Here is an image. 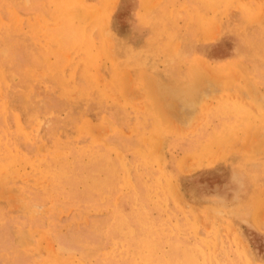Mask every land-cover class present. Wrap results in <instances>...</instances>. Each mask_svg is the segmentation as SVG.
<instances>
[{
	"label": "rangeland",
	"instance_id": "obj_1",
	"mask_svg": "<svg viewBox=\"0 0 264 264\" xmlns=\"http://www.w3.org/2000/svg\"><path fill=\"white\" fill-rule=\"evenodd\" d=\"M77 1L0 0V264H264V0Z\"/></svg>",
	"mask_w": 264,
	"mask_h": 264
},
{
	"label": "bare ground",
	"instance_id": "obj_2",
	"mask_svg": "<svg viewBox=\"0 0 264 264\" xmlns=\"http://www.w3.org/2000/svg\"><path fill=\"white\" fill-rule=\"evenodd\" d=\"M7 1H8V0H7ZM11 1H12V0H11ZM19 1H20V0H19ZM49 1H50V0H49ZM53 1H54V0H53ZM65 1H67V0H65ZM78 1H80V0H78ZM78 1H77V2H78ZM161 1H162V0H161ZM161 1H160V2H161ZM168 1H169V0H168ZM171 1H172V0H171ZM186 1H187V0H186ZM186 1H185V2H186ZM188 1H189V0H188ZM197 1H198V0H197ZM207 1H208V0H207ZM1 2H2V0H1ZM33 2H34V1H33ZM45 2H46V1H45ZM47 2H48V1H47ZM59 2H60V1H59ZM59 2H58V3H59ZM74 2H75V1H74ZM77 2H76V4H77ZM103 2H104V1H103ZM112 2H113V1H112ZM166 2H167V0H166ZM181 2H183V1H181ZM190 2H191V0L189 1V3H190ZM202 2H203V1H202ZM234 2H235V1H234ZM238 2H239V1H238ZM3 3H5V2H3ZM72 3H73V2H72ZM87 3H88V2H87ZM189 3H188V5H189ZM204 3H205V1H204ZM217 3H218V2H217ZM224 3H225V2H224ZM15 4H16V3H15ZM35 4H36V3H35ZM35 4H34V5H35ZM50 4H51V3H50ZM53 4H54V3H53ZM60 4H61V3H60ZM78 4H79V3H78ZM137 4H138V3H137ZM163 4H164V3H163ZM174 4H175V3H174ZM178 4H179V3H178ZM191 4H192V3H191ZM196 4H197V3H196ZM198 4H199V3H198ZM198 4H197V5H198ZM5 5H6V4H5ZM10 5H11V4H10ZM37 5H39V4H36V6H37ZM70 5H71V4H70ZM84 5H85V4H84ZM100 5H101V4H100ZM140 5H141V3H140ZM232 5H233V4H232ZM18 6H19V5H18ZM36 6H35V7H36ZM106 6H107V5H106ZM114 6H116V5H114ZM114 6H113V8H114ZM141 6H142V5H141ZM156 6H157V5H156ZM159 6H160V5H159ZM167 6H168V5H167ZM173 6H174V5H173ZM173 6H171V7H173ZM178 6H179V5H178ZM192 6H193V5H192ZM217 6H218V5H217ZM230 6H231V5H230ZM31 7H32V6H31ZM35 7H34V8H35ZM60 7H61V6H60ZM60 7H58V9H59ZM81 7H82V6H81ZM85 7H86V6H85ZM99 7H100V6H99ZM157 7H158V6H157ZM160 7H161V6H160ZM165 7H166V6H165ZM5 8H6V7H5ZM8 8H9V7H8ZM21 8H22V7H21ZM94 8H95V7H94ZM110 8H111V7H110ZM143 8H144V7H143ZM155 8H156V7H155ZM186 8H187V7H186ZM237 8H238V6H237ZM242 8H243V7H242ZM145 9H146V8H144V10H145ZM234 9H235V8H234ZM246 9H247V8H246ZM61 10H62V9H61ZM87 10H88V9H87ZM96 10H98V8H97ZM101 10H103V9H101ZM112 10H113V9H112ZM149 10H151V8H149ZM170 10H171V9H170ZM170 10H169V11H170ZM178 10H179V9H178ZM241 10H242V9H241ZM18 11H19V10H18ZM20 11H21V10H20ZM24 11H25V10H24ZM34 11H35V10H34ZM63 11H65V9H64ZM108 11H109V9H108ZM110 11H111V10H110ZM110 11H109V12H110ZM113 11H114V10H113ZM113 11H112V12H113ZM147 11H148V10H147ZM151 11H152V10H151ZM184 11H185V10H184ZM207 11H208V10H207ZM212 11H213V10H212ZM212 11H211V12H212ZM27 12H28V11H27ZM58 12H59V11H58ZM58 12H57V14H58ZM92 12H93V11H92ZM137 12H138V11H137ZM141 12H142V11H141ZM156 12H157V11H156ZM173 12H174V11H173ZM181 12H182V11H181ZM213 12H214V11H213ZM242 12H243V11H242ZM18 13H19V12H18ZM46 13H47V12H46ZM50 13H51V12H50ZM199 13H200V12H199ZM208 13H209V12H208ZM228 13H229V12H228ZM246 13H248V12H246ZM6 14H7V12H6ZM23 14H24V12H23ZM28 14H29V13H28ZM31 14H32V13H31ZM38 14H39V13H38ZM47 14H48V13H47ZM57 14H56V15H57ZM59 14H60V13H59ZM99 14H100V12H99ZM101 14H103V13L101 12ZM107 14H108V12H107ZM171 14H172V13H171ZM171 14H170V15H171ZM190 14H191V12H190ZM190 14H189V15H190ZM223 14H224V13H223ZM3 15H4V14H3ZM33 15H34V14H33ZM54 15H55V14H54ZM64 15H65V14H64ZM189 15H187V16H189ZM191 15H192V14H191ZM195 15H196V14H195ZM217 15H218V14H217ZM220 15H221V14H220ZM249 15H250V13H249ZM26 16H27V14H26ZM48 16H49V15H48ZM61 16H62V15H61ZM99 16H100V15H99ZM171 16H173V15H171ZM196 16H197V15H196ZM224 16H225V15H224ZM247 16H248V15H247ZM251 16H252V15H251ZM251 16H249V17H251ZM4 17H5V16H4ZM4 17H3V18H4ZM40 17H41V15H40ZM58 17H59V16H58ZM104 17H105V15H104ZM109 17H110V16H109ZM139 17H140V16H139ZM201 17H202V16H201ZM249 17H248V19H249ZM46 18H47V17H46ZM63 18H64V16H63ZM66 18H67V17H66ZM107 18H108V16H107ZM225 18H226V17H225ZM228 18H229V17H228ZM38 19H39V18H38ZM43 19H44V18H43ZM49 19H50V18H49ZM59 19H60V18H59ZM61 19H62V18H61ZM61 19H60V20H61ZM67 19H68V18H67ZM92 19H93V17H92ZM104 19H105V18H104ZM141 19H142V18H141ZM196 19H197V18H196ZM215 19H217V17H216ZM218 19H219V18H218ZM23 20H24V19H23ZM41 20H42V19H41ZM51 20H53V19H51ZM63 20H64V19H63ZM63 20H62V22H63ZM65 20H66V19H65ZM70 20H71V19H70ZM70 20H69V21H70ZM105 20H107V19H105ZM185 20H186V19H185ZM185 20H184V21H185ZM246 20H247V19H246ZM7 21H8V20H7ZM25 21H26V20H25ZM38 21H39V20H38ZM55 21H56V20H55ZM98 21H99V20H98ZM108 21H109V18H108ZM108 21H107V22H108ZM110 21H111V19H110ZM184 21H183V22H184ZM196 21H197V20H196ZM213 21H214V20H213ZM216 21H217V20H216ZM221 21H222V20H221ZM248 21H249V20H248ZM50 22H51V21H50ZM62 22H61V23H62ZM104 22H105V21H104ZM190 22H191V21H190ZM24 23H25V22H24ZM56 23H58V22H56ZM63 23H64V22H63ZM186 23H188V22H186ZM39 24H40V23H39ZM53 24H55V23H53ZM73 24H74V23H73ZM94 24H96V23H94ZM97 24H98V23H97ZM137 24H138V23H137ZM24 25H25V24H24ZM50 25H51V24H50ZM58 25H59V24H58ZM60 25H61V24H60ZM74 25H75V24H74ZM91 25H92V24H91ZM149 25H150V24H149ZM160 25H161V24H160ZM195 25H196V23H195ZM42 26H43V25H42ZM46 26H47V22L45 23V27H46ZM53 26H54V25H53ZM110 26H111V25H110ZM141 26H142V25H141ZM156 26H157V25H156ZM200 26H201V25H200ZM212 26H213V25H212ZM219 26H220V25H219ZM45 27H44V28H45ZM72 27H73V26H72ZM95 27H96V26H95ZM95 27H94V28H95ZM161 27H162V26H161ZM186 27H187V26H186ZM201 27H202V26H201ZM217 27H218V26H216V28H217ZM221 27H222V26H221ZM6 28H7V27H6ZM37 28H38V27H37ZM56 28H57V27H56ZM56 28H55V29H56ZM75 28H76V27H74V29H75ZM78 28H79V27H78ZM190 28H191V27H190ZM193 28H194V27H193ZM216 28H215V30H216ZM2 29H3V27H2ZM22 29H23V28H22ZM47 29H48V28H47ZM103 29H104V27H103ZM202 29H203V28H202ZM24 30H25V29H24ZM34 30H36V28H35ZM39 30H40V29H39ZM51 30H52V29H51ZM56 30H58V29H56ZM61 30H62V29L60 28L59 31H61ZM72 30H73V28H72ZM82 30H83V29H82ZM101 30H102V29H101ZM188 30H189V29H188ZM192 30H193V29H192ZM195 30H196V29H195ZM195 30H194V31H195ZM41 31H42V30H41ZM44 31H45V30H44ZM44 31H42V33H43ZM48 31H49V29H48L46 32H48ZM74 31H75V30H74ZM106 31H107V29L104 31V33H106ZM197 31H198V30H197ZM218 31H219V30H218ZM49 32H52V31H49ZM53 32H54V31H53ZM57 32H58V31H57ZM187 32H188V31H187ZM13 33H14V32H13ZM13 33H11V35H13ZM25 33H26V32H25ZM25 33H24V34H25ZM63 33H64V32H63ZM71 33H72V32H71ZM82 33H83V32H82ZM84 33H85V32H84ZM110 33H111V32H110ZM216 33H217V32H216ZM15 34H16V33H15ZM27 34H28V33H27ZM36 34H37V32H36ZM188 34H189V33H188ZM199 34H200V33H199ZM53 35H54V34H53ZM84 35H85V34H84ZM107 35H108V34H107ZM110 35H111V34H110ZM8 36H10V35H8ZM27 36H28V35H27ZM60 36H61V35H60ZM105 36H106V35H104V37H105ZM199 36H200V35H199ZM0 37H1V36H0ZM19 37H21V36H19ZM19 37H18V38H19ZM22 37H23V35H22ZM54 37H55V36H54ZM84 37H85V36H84ZM106 37H107V36H106ZM196 37H197V36H196ZM209 37H210V36H209ZM211 37H213V36H211ZM211 37H210V38H211ZM228 37H229V36H228ZM18 38H17V39H18ZM33 38H34V37H33ZM33 38H32V39H33ZM46 38H47V37H46ZM90 38H91V37H90ZM108 38H109V36H108ZM215 38H216V37H215ZM215 38L213 37L212 40H214ZM0 39H1V38H0ZM8 39H9V38H8ZM35 39H36V38H35ZM53 39H54V38H53ZM201 39H202V38H201ZM19 40H20V39H19ZM42 40H43V39H42ZM51 40H52V39H51ZM54 40H55V39H54ZM61 40H62V39H61ZM61 40H60V42H61ZM83 40H84V39H83ZM91 40H92V39H91ZM99 40H100V39H99ZM101 40H102V38H101ZM106 40H107V39H106ZM164 40H165V39H164ZM37 41H38V40H37ZM37 41H36V42H37ZM48 41H49V40H48ZM109 41H110V40H109ZM109 41H108V42H109ZM199 41H200V40H199ZM40 42H41V41H40ZM44 42H45V41H44ZM55 42H56V41H55ZM83 42H84V41H83ZM93 42H94V41H93ZM18 43H19V42H18ZM37 43H38V42H37ZM51 43H52V42H51ZM97 43H98V42H97ZM178 43H179V42H178ZM196 43H197V42H196ZM15 44H16V43H15ZM38 44H40V43H38ZM55 44H56V43H55ZM62 44H63V43H62ZM64 44H65V43H64ZM175 44H176V43H175ZM199 44H200V42H199ZM27 45H28V44H27ZM97 45H98V44H97ZM21 46H22V44H21ZM28 46H29V45H28ZM52 46H53V45H52ZM58 46H59V45H58ZM95 46H96V44H95ZM175 46H176V45H175ZM179 46H180V45H179ZM85 47H86V46H85ZM104 47H106V46H104ZM200 47H201V46H200ZM29 48H30V47H29ZM110 48H111V47H110ZM110 48H109V49H110ZM171 48H172V47H171ZM176 48H177V47H176ZM184 48H185V47H184ZM45 49H46V48H45ZM49 49H50V48H49ZM56 49H57V51H58V48H56ZM27 50H28V49H27ZM41 50H42V49H41ZM179 50H180V49H179ZM25 51H26V50H25ZM51 51H52V49H51ZM78 51H79V50H78ZM96 51H97V50H96ZM99 51H100V50H99ZM110 51H111V50H110ZM42 52H43V51H42ZM55 52H56V51H55ZM61 52H62V51H61ZM0 53H1V52H0ZM40 53H41V52H40ZM53 53H54V52H53ZM77 53H78V52H77ZM90 53H91V51H90ZM92 53H93V52H92ZM170 53H171V52H170ZM62 54H63V53H62ZM47 55H48V54H47ZM58 55H59V54H58ZM65 55H66V54H65ZM68 55H69V53H68ZM88 56H89V55H88ZM9 57H10V55H9ZM74 58H75V56H74ZM78 58H79V57H78ZM100 58H102V57H100ZM31 59H32V58H31ZM53 59H55V58H53ZM63 59H64V58H63ZM61 60H62V57H61ZM95 60H96V59H95ZM36 61H37V60H36ZM67 61H69V60H67ZM67 61H66V62H67ZM87 61H88V60H87ZM0 62H1V61H0ZM35 63H36V62H35ZM38 63H39V62H38ZM49 63H50V62H49ZM51 63H52V62H51ZM63 63H64V62H63ZM72 63H73V62H72ZM203 63H204V62H203ZM64 64H65V63H64ZM39 65H40V64H39ZM61 65H62V64H61ZM77 65H78V64H77ZM0 66H1V65H0ZM27 66H28V65H27ZM53 66H55V65H53ZM63 66H64V65H63ZM69 66H70V65H69ZM69 66H68V67H69ZM192 66H193V65H192ZM202 66H204V65H202ZM32 67H33V66H32ZM78 67H80V66H78ZM47 68H48V66H47ZM57 68H58V67H57ZM69 68H70V67H69ZM121 68H122V67H121ZM66 69H67V68H66ZM66 69H64V70H66ZM75 69H76V68H75ZM116 69H117V67H116ZM47 70H48V69H47ZM56 70H58V69H56ZM64 70H63V71H64ZM118 70H119V69H118ZM118 70H116V72H117ZM192 70H193V69H192ZM197 70H198V67H197ZM2 71H3V70H2ZM45 71H46V70H45ZM60 71H61V70H60ZM63 71H62V73H63ZM114 71H115V70H114ZM175 71H176V70H175ZM43 72H44V71H43ZM74 72H76V71H74ZM118 72H119V71H118ZM206 72H207V73L210 72V73H208V74L211 76V71H206ZM191 73H192V72H191ZM36 74H37V73H36ZM86 74H87V73H86ZM172 74H173V73H172ZM3 75H4V74H3ZM45 75H46V74H45ZM51 75H52V74H51ZM116 75H117V73H116ZM201 75H202V74H201ZM46 76H47V75H46ZM49 76H50V75H49ZM52 76H53V75H52ZM172 76H173V75H172ZM175 76H176V75H175ZM178 76H180V75H178ZM181 76H183V75H181ZM3 77H4V76H3ZM34 77H35V76H34ZM86 77H87V76H86ZM200 77H201V76H200ZM213 77H214V75H213ZM64 78H65V77H64ZM173 78H174V76H173ZM197 78H198V77H197ZM3 79H6V77L3 78ZM74 79H75V78H74ZM76 79H77V78H76ZM1 80H2V79H1ZM0 83H1V82H0ZM212 83H213V82H212ZM195 84H196V83H195ZM63 85H64V84H63ZM181 85H182V84H181ZM198 85H199V84H197V86H198ZM64 86H65V85H64ZM60 88H61V87H60ZM70 88H71V87H70ZM195 88H196V87H195ZM65 89H66V88H65ZM191 89H192V88H191ZM193 89H194V87H193ZM62 90H63V89H62ZM68 90H69V89H68ZM68 90H67V91H68ZM71 90H72V89H71ZM156 91H157V90H156ZM158 92H159V91H158ZM183 92H184V91H183ZM194 92H196V91H194ZM177 95H178V94H177ZM190 100H191V99H190ZM193 100H194V99H193ZM193 100H192V101H193ZM259 100H260V99H259ZM193 102H194V101H193ZM222 105H223V104H222ZM225 105H226V104H225ZM1 107H2V106H1ZM162 107H163V106H162ZM233 107H234V106H233ZM158 108H159V107H158ZM159 109H160V108H159ZM226 109H227V108H226ZM253 109H254V108H253ZM228 110H229V109H228ZM230 110H231V109H230ZM238 110H239V109H238ZM163 111H164V110H163ZM236 111H237V110H236ZM244 111H245V110H244ZM225 112H226V111H225ZM233 112H234V111H233ZM259 112H260V111H259ZM227 113H228V112H227ZM2 114H3V113H2ZM258 114H259V113H258ZM260 115H261V114H260ZM237 116H238V115H237ZM168 120H169V119H168ZM164 121H165V120H164ZM241 122H242V121H241ZM243 123H244V122H243ZM241 126H242V125H241ZM244 126H245V125H244ZM167 127H168V126H167ZM160 128H161V127H160ZM8 129H9V128H8ZM237 129H238V128H237ZM237 129H236V131H237ZM226 130H228V129H226ZM2 132H3V130H2ZM5 132H6V131H5ZM138 132H139V131H138ZM159 132H160V131H159ZM228 132L230 133L229 130H228ZM4 134H8V133H4ZM232 135H233V134H232ZM232 135H230V136H232ZM154 136H155V135H154ZM0 137H1V134H0ZM223 137H224V136H223ZM7 138H8V137H7ZM0 139H1V138H0ZM217 139H218V137H217ZM212 140H213V139H212ZM218 140H219V139H218ZM2 141H3V140H2ZM11 141H12V140H11ZM208 141H209V140H208ZM210 141H211V140H210ZM5 142H8V141L6 140ZM206 143H208V142H206ZM206 143H204V145H206ZM5 144H6V143H5ZM10 144H11V143H9L8 145H10ZM14 144H15V143H14ZM8 145H6V146H8ZM202 145H203V144H202ZM202 145H201V147H202ZM204 145H203V147H204ZM82 146H83V145H82ZM206 146H207V145H206ZM206 146H205V147H206ZM13 147H14V145H13ZM15 147H16V146H15ZM83 147H84V146H83ZM151 147H152V146H151ZM0 149H1V148H0ZM13 149H14V148H13ZM188 149H189V148H188ZM201 149H202V148H201ZM201 149H200V151H201ZM138 150H139V149H138ZM138 150H137V151H138ZM141 151H142V150H141ZM196 151H198V150H196ZM204 151H205V149H204ZM204 151H201V152L203 153ZM192 152H193V151H192ZM198 152H199V151H198ZM1 153H2V152H1ZM6 153H8V152H6ZM12 153H13V151H12ZM148 153H150V151H149ZM202 153H201V154H202ZM207 153L209 154V152H207ZM14 154H15V153H14ZM145 154H146V152H145ZM205 154H206V153H205ZM18 155H19V154H18ZM206 155H207V154H206ZM4 156H5V155H4ZM4 156H3V157H4ZM143 156H144V155H143ZM196 156H199V155H196ZM208 156H209V155H208ZM0 157H2V156H0ZM6 157H8V156H6ZM199 157H201V155H200ZM14 158H15V157H14ZM61 158H62V157H61ZM0 159H1V158H0ZM14 160H15V159H14ZM103 160H104V159H103ZM57 161H58V160H57ZM146 161H147V160H146ZM202 162H203V161H202ZM202 162H201V163H202ZM121 163H122V162H121ZM123 164H125V163H123ZM137 164H138V163H137ZM112 165H113V164H112ZM114 165H115V164H114ZM56 166H57V165H56ZM125 166H126V165H125ZM125 166H124V167H125ZM5 168H6V167H5ZM68 168H69V167H68ZM113 168H114V167H113ZM113 168H112V170H113ZM101 169H102V168H101ZM115 169H116V168H115ZM128 171H129V170H128ZM161 171H162V170H161ZM102 172H103V170L101 171V174H102ZM111 172H112V171H111ZM48 173H49V172H48ZM93 173H94V172H93ZM96 173H97V171H96ZM115 173H116V172H115ZM99 174H100V173H99ZM111 175H112V174H111ZM123 175H124V174H123ZM51 176H52V175H51ZM102 176H103V175H102ZM124 176H125V175H124ZM117 178H120V177H117ZM123 178H125V177H123ZM128 178H130V175H129ZM128 178H127V179H128ZM159 178H160V177H159ZM130 180H131V178H130ZM125 181H126V180H125ZM106 182H107V181H106ZM110 183H111V182H110ZM113 183H114V182H113ZM169 183H170V182H169ZM103 184H104V183H103ZM117 184H118V183H117ZM172 184H173V182L170 183V185H172ZM111 185H112V184H111ZM119 185H120V184H119ZM126 185H127V184H126ZM131 185H132V184H131ZM161 185H162V183H161ZM167 185H168V182H167ZM108 187H109V186H108ZM113 188H114V186H113ZM113 188H112V189H113ZM170 189H171V186H170ZM129 190H130V189H129ZM157 193H158V190H157ZM117 197H118V196H117ZM104 199H105V198H104ZM104 199H103V200H104ZM117 204H118V203H117ZM254 217H256V216H254ZM257 220H258V219H257ZM175 225H176V223H175ZM176 226H177V225H176ZM176 226H175V227H176ZM178 226H179V225H178ZM178 226H177V227H178ZM165 227H167V226H165ZM172 227H173V226H172ZM172 227H171V228H172ZM144 228H145V227H144ZM179 228H180V227H179ZM163 229H164V227H163ZM180 229H181V228H180ZM180 229H179V230H180ZM150 230H151V229H150ZM160 230H161V229H160ZM164 230H165V229H164ZM171 230H172V229H171ZM176 230H177V228H176ZM174 232H175V231H174ZM159 233H160V232H159ZM167 233H168V232H167ZM178 233H179V232H178ZM165 234H166V233H165ZM170 235H173V233H172V234L170 233ZM165 236H166V235H165ZM183 237H184V236H183ZM153 239H154V238H153ZM184 239H185V238H184ZM115 242H116V240H115ZM206 242H207V241H206ZM117 243H118V242H117ZM140 243H141V242H140ZM180 244H182V243H180ZM175 245H176V244H175ZM177 246H178V244H177ZM197 247H198V246H197ZM178 248H179V247H178ZM196 249H197V248H196ZM209 249H210V247H209ZM123 250H124V248H123ZM179 250H181V248H180ZM210 250H211V249H210ZM121 251H122V250H121ZM177 252H179V251H177ZM111 253H112V252H111ZM111 253H110V254H111ZM210 253H211V252H210ZM180 254H181V253H180ZM184 254H185V253H184ZM199 254H200V253H199ZM209 257H210V256H209ZM215 257H216V256H215ZM178 258H179V257H178ZM101 259H102V258H101ZM164 260H165V259H164ZM168 260H169V259H168ZM185 260H186V259H185ZM189 260H190V259H189ZM210 260H211V259H210ZM109 261H110V260H109ZM106 262H107V261H106ZM164 262H165V261H164ZM164 262H163V263H164ZM183 262H184V261H183ZM211 263H212V262H211ZM171 264H172V263H171ZM174 264H175V262H174Z\"/></svg>",
	"mask_w": 264,
	"mask_h": 264
}]
</instances>
